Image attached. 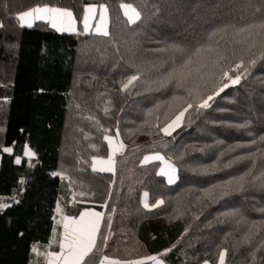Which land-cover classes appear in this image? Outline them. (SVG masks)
<instances>
[{
  "label": "trees",
  "instance_id": "16d2710c",
  "mask_svg": "<svg viewBox=\"0 0 264 264\" xmlns=\"http://www.w3.org/2000/svg\"><path fill=\"white\" fill-rule=\"evenodd\" d=\"M17 2L8 16L0 13V203L11 204L0 211V264L32 261L31 248L51 240L57 205L70 217L90 208L104 214L97 246L82 264H99L104 255L153 254L166 264H219L222 250L224 264H264V186L252 181L264 172V144H250L264 135V31L249 27L264 21V0ZM91 3L107 6L108 36L83 31V10ZM44 4L72 10L76 32L42 21L19 26L16 13ZM122 4L133 5L140 19L129 24ZM185 60L187 79L161 86ZM240 60L247 72L238 84L214 96L207 109H189L171 136L160 131L186 107L188 90L210 94L221 71ZM137 73L140 79L122 91ZM105 136L123 151L112 155ZM25 145L37 154L32 167ZM3 146L13 153H3ZM257 147L253 164L247 153ZM151 153L171 158L174 184L159 175L160 162L143 164ZM93 157H111L114 171H93ZM229 160L231 167H223ZM202 167L207 174H200ZM249 167L242 190L205 194ZM144 192L152 204L163 203L146 209ZM233 208L243 219L226 215Z\"/></svg>",
  "mask_w": 264,
  "mask_h": 264
},
{
  "label": "snow or ice",
  "instance_id": "6c2138e0",
  "mask_svg": "<svg viewBox=\"0 0 264 264\" xmlns=\"http://www.w3.org/2000/svg\"><path fill=\"white\" fill-rule=\"evenodd\" d=\"M95 4H87L83 10L82 16V24L83 31L88 33L90 31V22L93 19V16L96 12ZM121 7L124 9V15L127 17L129 24H133L138 21L141 17L140 11H138L131 4H122ZM100 19L99 22L95 26V32L97 34H101L103 36H108L109 32L107 29V8L105 5H100ZM15 20L21 27L31 28L35 21H45L47 22L51 28L55 29L58 32H76V24L77 18L74 15L73 11L68 8L63 7H53L48 4H44L42 6H34L25 11L18 12L15 14ZM3 22L0 21V28H3ZM249 27H259L262 31H264V21H261L259 25H250ZM243 30V29H241ZM180 51H183L180 49ZM190 60H185L181 67L176 70L169 71L163 80L160 81V85L164 86V84L172 82L173 80L180 86L189 76L190 72L188 69V64ZM250 63H255L254 60L250 61ZM245 62L240 60L237 62L231 69L222 70L220 73L221 82L220 84L213 89L210 94L203 96L199 93V89L196 90H188V96L191 97L190 100H186V107H183L181 110L175 114L174 118L171 119L170 122L166 123V125L160 128V131L163 132L166 136H171L172 132L175 131L176 128L180 127L184 121L185 114L189 111V109H195L197 111L201 109H207L210 107L209 102L213 100L214 96L219 95L220 92L224 91V89L228 88L230 85L238 84L244 73L247 72V68L244 67ZM230 72L232 74H230ZM140 79V74H132L127 78V81L122 84L121 90H126L132 85L135 81ZM175 100L176 97H173ZM237 127H247V124H240ZM117 135L119 133L117 132ZM105 140L109 142V147L112 145V137L105 136ZM251 145L264 144V135H260L257 139L250 141ZM120 147H123L121 144ZM118 150V149H114ZM203 151V149H201ZM2 152L7 154L13 153V147L11 146H3ZM258 152H261V148L257 147L255 152H248L247 156L253 158V164L255 163V156ZM24 156L29 158V167H32V159L36 157V153L31 150L27 145L24 146ZM262 156H264V152H261ZM220 155H223L221 153ZM243 157H236V159H242ZM149 159H155L162 163V167L160 168V175L167 178L168 184H173L177 177V167L171 162V158H165L160 153H156L153 156H145L144 160L147 161ZM14 162L16 164L21 163V157L19 155L15 156ZM113 160L109 157L107 160L100 159L98 157H93L92 170H97V165H99V171L104 172H113ZM232 160L227 161L223 167H231ZM216 162L213 163L212 167L215 168ZM209 169L207 167H202L200 169V174H207ZM252 173V168L249 167L248 170L241 175L238 176H230L229 179L222 181L219 185H212V189L206 190L205 194L207 195L213 189L220 188L221 195H227L229 191H240L242 190L244 184L247 182L248 176ZM52 176H60L64 177L63 172L53 171L51 172ZM259 180L261 185L264 186V172H260L257 175H252V181L255 182ZM21 183H23V178H21ZM81 196L85 195V193L81 192ZM145 196L148 194L145 193ZM12 200L15 203H19V200L12 197ZM163 203V200L157 199L155 204L149 205L148 203H144L145 208L155 207ZM11 207L10 203H0V211ZM57 212L60 211L59 205H57ZM114 212L115 209H112ZM259 211L264 212V208L259 209ZM102 212L85 210L79 214V217H70L63 216L61 218V223L63 224L64 232L62 239L59 241V252H46V264H82L85 257L97 246V237L100 234V224L103 218ZM226 215L237 217L238 220L243 219V215L240 213L238 208H233L229 210ZM110 223V222H109ZM55 231V230H53ZM251 231V229H249ZM23 235V233H20ZM102 240L106 243L107 236H102ZM171 249H164L163 253L166 255ZM32 253H37V248H31ZM225 261V251H221L219 254V264H224ZM166 264V261L163 258H158L156 254L144 256L140 259L135 260H118L111 259L107 255H104L99 264ZM29 264H32V261H29ZM207 264V261L204 262Z\"/></svg>",
  "mask_w": 264,
  "mask_h": 264
},
{
  "label": "rangeland",
  "instance_id": "374dc122",
  "mask_svg": "<svg viewBox=\"0 0 264 264\" xmlns=\"http://www.w3.org/2000/svg\"><path fill=\"white\" fill-rule=\"evenodd\" d=\"M17 1H19V0H17ZM16 0H0V13L1 14H3V15H5V16H8V13H9V11L12 9V7L15 5V4H17L18 2H17ZM33 1V0H32ZM31 2V1H30ZM26 3H29V2H26ZM19 4V3H18ZM91 4H94V3H91ZM96 5H99V4H96ZM21 6V5H20ZM100 6V5H99ZM106 6V5H105ZM16 8L18 7V6H15ZM14 7V8H15ZM107 7V6H106ZM0 14V15H1ZM97 15H98V17H97ZM97 15H96V12H95V14H94V16H93V19H92V21H91V27H92V25H93V23L96 21V22H99V19H100V16H99V12L97 13ZM96 16V17H95ZM106 16H107V29H108V27H109V14H108V12L106 13ZM108 31H109V29H108ZM3 69H1L0 71H2ZM177 129V128H176ZM175 129V130H176ZM174 132V131H173ZM172 132V133H173ZM120 145H121V143L119 142V141H117L116 139H114V138H112V145H111V153H113V155L116 153V154H118V153H121L122 151H118V150H115L114 151V149H119L120 148ZM147 155H154V154H147ZM147 155H145V156H147ZM107 160V159H106ZM113 160V159H112ZM114 161V160H113ZM144 159H143V163H144ZM148 165V164H147ZM177 177H178V171H177ZM178 179V178H177ZM177 179H176V181H177ZM59 208H60V211L59 212H57V210H56V215H57V219H56V223H55V231H53V235H52V237H51V241H49V243H47V244H44V245H39V246H37L36 248H37V253H34L33 254V257H32V264H46V256H45V253L47 252V250H49L51 247H52V249H54L56 246V241L58 240L57 238H58V236H59V234H60V231H59V229H58V227L59 226H61V218H62V216H63V214L64 213H62V208H61V205L59 206Z\"/></svg>",
  "mask_w": 264,
  "mask_h": 264
},
{
  "label": "crops",
  "instance_id": "0c3cea01",
  "mask_svg": "<svg viewBox=\"0 0 264 264\" xmlns=\"http://www.w3.org/2000/svg\"><path fill=\"white\" fill-rule=\"evenodd\" d=\"M96 5V4H95ZM97 7H96V15H97V13L99 12V16H100V12H101V8H100V6L99 5H96ZM55 7H57V6H55ZM107 8V7H106ZM122 10H123V13H124V9L122 8ZM107 12H108V10H107ZM109 14V13H108ZM96 17V16H95ZM97 17H98V15H97ZM42 22H45V21H42ZM109 22V21H108ZM36 23V21L33 23V25ZM45 23H47V22H45ZM98 22H94L93 23V25H92V27H91V22H90V31L88 32V33H91V32H94V33H96L95 32V26H96V24H97ZM109 24V23H108ZM82 26H83V24H82ZM51 27V26H50ZM76 29H77V24H76ZM55 30V29H54ZM71 33H73V32H71ZM123 151V147H120L119 149H118V151ZM112 155H113V153H111ZM116 154V153H115ZM114 154V155H115ZM147 156H153V155H147ZM152 162H160V161H158V160H155V159H149V160H147V161H144V163L143 164H145V165H147V164H150V163H152ZM115 166V164L113 163V167ZM163 165H162V163L160 162V168L162 167ZM99 165H98V167H97V169L99 170ZM160 168H159V173H160ZM160 175V174H159ZM162 176V175H161ZM164 177V176H163ZM165 179H166V181H167V178L166 177H164ZM176 182V181H175ZM174 182V183H175ZM173 183V184H174ZM145 193H147V192H144L143 193V195H142V200H141V202H142V205L144 206V203L146 202V203H148L149 205H153L152 203H151V201H150V197H149V194L147 195V196H145L144 194ZM155 204V203H154ZM159 205H157V206H155V207H149V208H146V209H149V210H151V209H155L156 207H158ZM85 210H92V211H97V212H101V211H98V210H95V209H92V208H90V209H84L83 211H85ZM82 211V212H83ZM103 213V212H102ZM63 216H67V215H65V213L63 214ZM62 216V217H63ZM78 218V217H77ZM103 219H104V215H103V218H102V220H101V224H100V228H101V225H102V222H103ZM56 229V228H55ZM54 229V230H55ZM58 229H59V231H60V234H59V236H58V240L56 241V247L54 248V249H52V247L49 249V250H47V252H53V251H55V252H59V241L62 239V236H63V232H64V228H63V224L61 223V226H59L58 227ZM98 238V237H97ZM51 241V240H50ZM34 254V253H33ZM47 259V258H46ZM207 264H209V263H207Z\"/></svg>",
  "mask_w": 264,
  "mask_h": 264
},
{
  "label": "bare ground",
  "instance_id": "6f19581e",
  "mask_svg": "<svg viewBox=\"0 0 264 264\" xmlns=\"http://www.w3.org/2000/svg\"><path fill=\"white\" fill-rule=\"evenodd\" d=\"M28 5V3H26Z\"/></svg>",
  "mask_w": 264,
  "mask_h": 264
}]
</instances>
